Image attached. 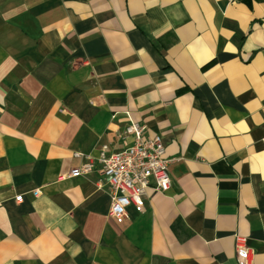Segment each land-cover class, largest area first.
Wrapping results in <instances>:
<instances>
[{"label": "crops", "instance_id": "1", "mask_svg": "<svg viewBox=\"0 0 264 264\" xmlns=\"http://www.w3.org/2000/svg\"><path fill=\"white\" fill-rule=\"evenodd\" d=\"M130 121L171 185L116 222L67 174ZM235 235L264 264V0H0V264H238Z\"/></svg>", "mask_w": 264, "mask_h": 264}, {"label": "built area", "instance_id": "2", "mask_svg": "<svg viewBox=\"0 0 264 264\" xmlns=\"http://www.w3.org/2000/svg\"><path fill=\"white\" fill-rule=\"evenodd\" d=\"M125 134L132 141L119 150H110L103 144L96 157L80 152L75 153L83 161L73 167L67 176L77 177L98 171L102 179L97 181L101 187L108 184L110 195L109 216L116 222L125 219L126 209L133 206L141 211L148 187L154 191L166 192L171 185L168 167L171 159L165 156V143L159 134L148 135L147 127L137 121H130ZM37 195V190L33 192ZM22 195L15 197L20 201ZM235 256L238 264H251L252 252L245 237L234 236Z\"/></svg>", "mask_w": 264, "mask_h": 264}]
</instances>
